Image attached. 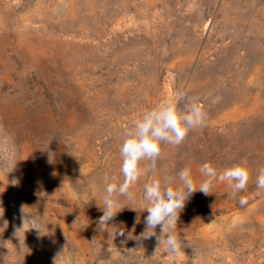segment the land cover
<instances>
[{"label": "rangeland", "instance_id": "rangeland-1", "mask_svg": "<svg viewBox=\"0 0 264 264\" xmlns=\"http://www.w3.org/2000/svg\"><path fill=\"white\" fill-rule=\"evenodd\" d=\"M177 92L206 126L162 145L155 170L141 161L135 198L100 231L126 131ZM204 162L243 164L247 189L195 192L178 254L137 239L144 184L187 165L199 185ZM262 167L264 0H0V264H264Z\"/></svg>", "mask_w": 264, "mask_h": 264}, {"label": "clouds", "instance_id": "clouds-1", "mask_svg": "<svg viewBox=\"0 0 264 264\" xmlns=\"http://www.w3.org/2000/svg\"><path fill=\"white\" fill-rule=\"evenodd\" d=\"M183 103V107H181ZM208 114L205 106L195 97L177 92L173 98L162 100L154 108L145 110L136 119L133 126L125 133V139L120 145L122 182H117L115 176H106V186L102 197V204H97L103 215L98 219L100 231H108L109 221L114 220L124 206L119 197L132 200L135 194L130 191L141 176V161H150L151 169L155 170L156 162L161 156L162 145L179 146L189 132L206 126ZM199 172L204 179L199 185L193 179L190 166L183 167L176 177H164L145 183L143 200L147 212L144 218L145 231L137 239L155 237L156 252L161 245L169 255L178 254L184 246L178 232V221L187 201L197 191L209 195L216 183H227L231 189V196L245 191L250 179V171L243 164H236L218 171L211 163L204 162ZM257 190H264V167L258 169L256 176ZM247 199L239 197V204L244 206ZM160 228L157 235L156 229ZM36 228L40 231L39 228ZM120 236L125 232L120 230Z\"/></svg>", "mask_w": 264, "mask_h": 264}]
</instances>
